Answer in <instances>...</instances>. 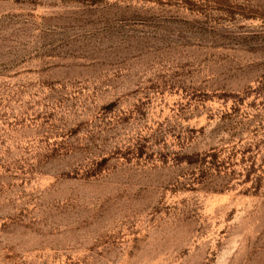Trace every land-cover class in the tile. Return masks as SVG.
<instances>
[{"label":"rangeland","instance_id":"rangeland-1","mask_svg":"<svg viewBox=\"0 0 264 264\" xmlns=\"http://www.w3.org/2000/svg\"><path fill=\"white\" fill-rule=\"evenodd\" d=\"M0 264H264V0H0Z\"/></svg>","mask_w":264,"mask_h":264}]
</instances>
